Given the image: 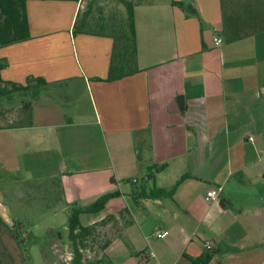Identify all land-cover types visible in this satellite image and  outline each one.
<instances>
[{
	"label": "crops",
	"instance_id": "1",
	"mask_svg": "<svg viewBox=\"0 0 264 264\" xmlns=\"http://www.w3.org/2000/svg\"><path fill=\"white\" fill-rule=\"evenodd\" d=\"M191 1L134 6L137 70L115 80L112 22L85 0H25L30 37L0 47L3 80L46 82L0 126V171L33 167L0 175L2 197L55 189L110 264H192L204 244L206 264H264V0Z\"/></svg>",
	"mask_w": 264,
	"mask_h": 264
},
{
	"label": "rangeland",
	"instance_id": "2",
	"mask_svg": "<svg viewBox=\"0 0 264 264\" xmlns=\"http://www.w3.org/2000/svg\"><path fill=\"white\" fill-rule=\"evenodd\" d=\"M138 1V0H132ZM91 0H85L84 9L86 10ZM145 2V0H143ZM100 6L101 12L107 22H113L114 25H109L108 29L114 32L121 24L124 26L126 11L124 4L120 0H96L92 8ZM100 13V12H99ZM93 28V27H92ZM24 95V96H23ZM24 103L33 99L32 91L23 93ZM22 97L19 93H13L9 99L0 101V126L7 124L8 114L19 110ZM66 103V101H64ZM21 109V108H20ZM32 164L20 163V170L17 172L6 173L0 171V175L4 178L13 177L14 175H27L33 173ZM37 189L39 199L36 201L33 195L29 194L22 199L20 206L16 207L9 200L3 198L2 193L8 190V187L3 186L0 191V201L4 204L0 206V217L4 222L11 226L14 221L19 222L20 231L28 240L27 249L30 252L32 264H70L73 253L71 242L68 239V219L77 210V204L69 206L62 205L57 197V191L52 193L48 191V186L40 184ZM43 188V189H42ZM35 189V188H33ZM37 195V194H35ZM98 234L87 236L84 241L79 242V248L82 253V263H101L110 264L100 254V242Z\"/></svg>",
	"mask_w": 264,
	"mask_h": 264
},
{
	"label": "trees",
	"instance_id": "3",
	"mask_svg": "<svg viewBox=\"0 0 264 264\" xmlns=\"http://www.w3.org/2000/svg\"><path fill=\"white\" fill-rule=\"evenodd\" d=\"M125 7L126 17L124 19V26L121 24L120 28L116 29L114 33V50L112 54L110 69L107 80H115L123 75L129 74L132 71H136L137 68L133 67L136 47H135V22H134V6L141 3L143 0L132 1V0H120ZM96 0H91L88 6H92ZM150 3H168L176 5L183 9L187 15H197V10L194 7L191 0H145ZM87 17V11L83 13L80 20ZM111 25H114L113 22ZM84 24L79 23V17H76L74 23V31H84ZM30 37L28 19L26 15L25 0H0V47L24 41ZM6 66L3 59L0 58V101L3 99H9L13 93H19L22 97V107H26L24 103L23 93L32 91L33 99L39 97L40 88L46 85V82L41 78H28L27 83L16 84L8 82L2 79L1 70ZM34 82V83H31ZM23 95V96H22ZM177 101L181 111H185V103L181 97H177ZM114 193H107L97 198L91 205L85 208L86 212H97L103 209L107 200L112 197ZM80 210H75L68 219V239L71 242L72 247V261L70 264H83L82 253L79 248V242H83L87 236H92L96 233V225L82 226L78 215ZM1 223H3L7 229H3L0 226V264H10V256L8 253L2 250V247L6 250L7 244L3 242L2 234L5 230L8 234L14 235L20 238L25 252L27 260H31L30 252L27 249L28 240L23 232L20 231V224L14 221L11 226H8L4 220L0 217ZM11 233H10V232ZM3 252V253H2ZM212 256V249L204 247V252L199 258L192 259V264H206ZM98 263H101L98 262ZM97 263V264H98ZM96 264V263H87Z\"/></svg>",
	"mask_w": 264,
	"mask_h": 264
},
{
	"label": "flooded vegetation",
	"instance_id": "4",
	"mask_svg": "<svg viewBox=\"0 0 264 264\" xmlns=\"http://www.w3.org/2000/svg\"><path fill=\"white\" fill-rule=\"evenodd\" d=\"M0 226L3 227V229H7V227L1 223V220ZM2 236L3 242L7 244V249L5 250L2 247V250H4V252L8 253V256H10V264H32L31 260H27L25 252L22 250L23 246L21 244L20 238L14 235L10 236L6 230Z\"/></svg>",
	"mask_w": 264,
	"mask_h": 264
},
{
	"label": "built area",
	"instance_id": "5",
	"mask_svg": "<svg viewBox=\"0 0 264 264\" xmlns=\"http://www.w3.org/2000/svg\"><path fill=\"white\" fill-rule=\"evenodd\" d=\"M221 40L220 39H217L216 41V44H218ZM131 181L133 183H135L137 180L136 178H132ZM218 195V191H215L213 189H210V190H207L205 193H204V196L207 198V199H214L216 198ZM167 234V231H159L156 233V236L157 237H164L165 235ZM204 247L206 248H209V249H212V246L211 244H204Z\"/></svg>",
	"mask_w": 264,
	"mask_h": 264
}]
</instances>
